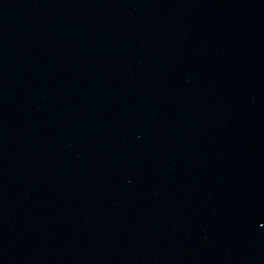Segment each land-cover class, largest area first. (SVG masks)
I'll return each mask as SVG.
<instances>
[{
	"label": "water",
	"instance_id": "obj_1",
	"mask_svg": "<svg viewBox=\"0 0 264 264\" xmlns=\"http://www.w3.org/2000/svg\"><path fill=\"white\" fill-rule=\"evenodd\" d=\"M0 264H264V0H0Z\"/></svg>",
	"mask_w": 264,
	"mask_h": 264
}]
</instances>
